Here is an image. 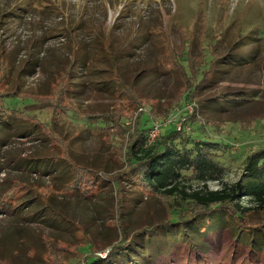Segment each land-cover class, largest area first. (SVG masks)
<instances>
[{"label": "trees", "instance_id": "16d2710c", "mask_svg": "<svg viewBox=\"0 0 264 264\" xmlns=\"http://www.w3.org/2000/svg\"><path fill=\"white\" fill-rule=\"evenodd\" d=\"M35 10V5L21 2L2 14L6 20L0 24L22 21ZM85 26L82 20L69 23L51 37L68 39ZM154 34L151 28L138 29L125 45L112 29L102 40L75 41L64 65L52 74L53 86L44 97L23 95L20 90L22 78L41 66L39 56L28 52L22 58L14 54L7 61L1 59L0 218L56 230L55 240L69 237L81 256L68 264L82 260L84 264H159L170 255L189 264L180 259L188 253H193L190 264H264V114L251 118L242 111L259 99L257 91L218 90L225 77L253 68L264 58V26L241 30L229 42L224 30L208 43L197 44L194 36H187L180 53L172 50L171 71L179 77V85L168 99L150 95L152 89L145 87L164 68L150 52ZM146 45L149 51L140 57L137 52ZM6 77L9 84L4 86ZM92 90L125 101L137 111L132 117L116 109L78 111L71 102L88 101ZM185 104L192 105L191 113L182 112ZM178 112L179 120L184 118L181 129L161 126L159 137L150 143L155 120L164 121ZM75 124L87 136L101 139L109 162L99 166L94 159H79L72 145L81 135L62 136L59 131ZM249 131L256 137H242ZM13 133L36 137L46 149L56 142L59 153L10 155L4 148ZM243 140L247 142L241 151L233 153L232 145ZM236 160L241 162V174L227 183L224 179ZM211 182H218L220 188L209 190ZM194 184L202 187L193 190ZM60 196L86 203L104 196V216L111 213L104 222H110L109 238L101 240L91 230L92 220L83 224L69 213L59 204ZM152 198L164 200V218L133 224L135 207ZM255 216L261 222L252 223ZM224 242L231 245L223 249ZM24 245L18 248L26 254L29 248ZM214 247L231 258L206 262ZM105 251L106 256H101ZM199 255L202 262H195ZM0 260L18 264L15 257Z\"/></svg>", "mask_w": 264, "mask_h": 264}, {"label": "rangeland", "instance_id": "374dc122", "mask_svg": "<svg viewBox=\"0 0 264 264\" xmlns=\"http://www.w3.org/2000/svg\"><path fill=\"white\" fill-rule=\"evenodd\" d=\"M21 2L35 5L36 10L22 21L0 24V53L5 49V54H0V61L2 58L7 61L14 54L18 58H22L28 52L39 56L41 66L36 69L33 75L22 78L20 82V90L23 95L36 97H44V94L51 90L53 86L52 74H55L56 70L64 65L69 48L75 41L102 40L103 36H108L112 29L117 41L125 45L130 44L138 29L142 31L151 28L156 31L150 44V52L153 53L152 56L156 63H163L164 68L161 69L160 77L157 78L158 75L154 74L145 83V87L152 89L150 95L157 93V96L160 95L162 99H168L177 92L179 85V77L171 71L172 50L175 49L177 53H180L187 36H194L197 44L200 41L208 43L214 39L215 35L224 30L226 31V41L229 42L236 39L241 30L246 31L248 28L264 26V0H0V21L6 20L2 18L4 12ZM123 12H127L123 16L124 18L117 21ZM80 20L85 23V30L71 35L68 39L62 36L51 37L53 33H59L58 29H64L69 23L74 24ZM141 23L143 27H141ZM199 47L198 54L200 53ZM146 50L147 45L139 49L137 54L144 58L149 51L146 52ZM2 66L3 64L0 63V78ZM2 84L4 86L9 84L7 77L3 79ZM221 89L257 91L259 99L242 111L246 113L244 116L251 118L264 114V58L253 68L225 77L218 87V90ZM95 92L90 95L88 101L83 99L80 103L71 102V104H76L78 111L86 113L116 109L124 117H132L137 111L135 106H130L125 101L108 99L106 93ZM148 92L150 91L147 90ZM142 103H146V101ZM189 105L185 104L182 112L187 111ZM169 118L164 121L155 120L153 127L155 124L162 128L166 127L164 123ZM183 119L177 121L180 129ZM178 125L173 126L178 130ZM59 131L62 136L77 137L81 135V138L72 145L74 153L80 160L87 162L94 159L99 166L103 165L102 161L109 160V152L103 148L101 139L91 134L87 136L88 134L81 130L80 125L75 124L69 128L66 126ZM255 134L257 133L249 131L242 137L248 135L255 138ZM11 137L10 144L4 148V152L10 153V155H30L41 150L44 154L59 153L60 148L55 146L56 142L52 143V147L48 146L49 148L46 149V144L35 140L36 137L25 138L14 133L11 134ZM158 137L159 135L156 138ZM243 142L247 141L243 140L232 145L231 151L239 153L243 148ZM240 174L241 162L236 160L231 163L224 180L227 183H234ZM208 186L209 190L220 188L218 182H211ZM200 187H202L201 184H194L192 189L198 190ZM58 202L63 204L69 213L76 215L83 224L92 220V224L95 226L91 230L101 240L106 241L109 238L110 222L107 225L105 223L109 221L107 218H111V213L108 212L104 216L107 207L104 196L92 203L79 202L75 199L67 200L60 196ZM164 208V200L152 198L143 201L135 207L136 211L131 217V222L135 225L159 222L166 215ZM260 218V216H255L252 223L261 222ZM56 234V230L39 225H27L21 219L0 218V259L15 257L18 264H68L69 260L79 256L76 244L73 241L71 243L69 237L60 235L64 239L55 240L53 236ZM66 239H69L68 242ZM24 243V247L29 248L26 254L20 253L18 248ZM43 245L45 248L42 247ZM48 245H51V248ZM227 245L229 247L231 243L224 242L223 249ZM216 250L214 247L212 253L205 256L204 260L218 262L220 259L231 258L230 255L225 254L224 250L222 252ZM107 252L101 254L106 256ZM192 254H185L184 258L180 259L190 264L188 257ZM199 258L195 262H202L201 255ZM84 263L82 260L79 264ZM0 264H9V262L0 260ZM159 264L184 263L179 261V258L170 255Z\"/></svg>", "mask_w": 264, "mask_h": 264}, {"label": "built area", "instance_id": "2783aa9c", "mask_svg": "<svg viewBox=\"0 0 264 264\" xmlns=\"http://www.w3.org/2000/svg\"><path fill=\"white\" fill-rule=\"evenodd\" d=\"M186 110V109H185ZM192 110H193V107H192V105H189L188 107H187V111L189 112V113H191L192 112ZM179 112L178 113H176V114H173L165 123H164V125L165 126H169V125H171V126H173V125H178V123H177V121H180L179 120ZM177 129V128H176ZM180 129V126L178 125V130ZM159 130H160V126L158 125V124H155V127H153V129H152V131L150 132V137H149V142L151 143V142H153L155 139H156V137L159 135ZM101 256H103L102 254H101ZM104 257V256H103Z\"/></svg>", "mask_w": 264, "mask_h": 264}]
</instances>
